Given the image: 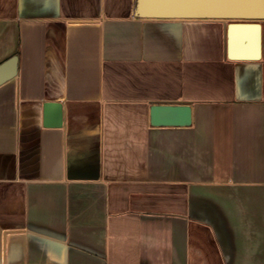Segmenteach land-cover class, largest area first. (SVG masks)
Wrapping results in <instances>:
<instances>
[{
  "label": "crops",
  "instance_id": "obj_1",
  "mask_svg": "<svg viewBox=\"0 0 264 264\" xmlns=\"http://www.w3.org/2000/svg\"><path fill=\"white\" fill-rule=\"evenodd\" d=\"M136 1L0 0V264H264V19Z\"/></svg>",
  "mask_w": 264,
  "mask_h": 264
},
{
  "label": "water",
  "instance_id": "obj_2",
  "mask_svg": "<svg viewBox=\"0 0 264 264\" xmlns=\"http://www.w3.org/2000/svg\"><path fill=\"white\" fill-rule=\"evenodd\" d=\"M135 15L155 19H223L230 21L229 29L251 25L253 43L257 49L253 57H261L264 0H137ZM17 61L15 55L0 64V84L16 75ZM45 108L48 114L46 125L61 126V103L49 102ZM151 123L156 126H189L192 123V107L189 103H154L151 107Z\"/></svg>",
  "mask_w": 264,
  "mask_h": 264
}]
</instances>
